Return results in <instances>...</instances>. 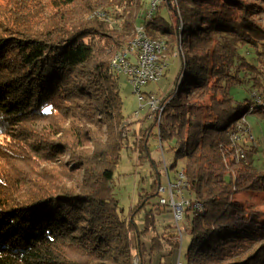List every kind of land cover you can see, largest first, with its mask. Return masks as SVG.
Returning a JSON list of instances; mask_svg holds the SVG:
<instances>
[{"label":"trees","instance_id":"trees-1","mask_svg":"<svg viewBox=\"0 0 264 264\" xmlns=\"http://www.w3.org/2000/svg\"><path fill=\"white\" fill-rule=\"evenodd\" d=\"M149 2L49 0L42 28L33 29L3 5L26 9L23 3L0 0L9 24L0 25L9 32L0 34V132L7 136L0 143V264H171L176 255L179 264H264V211L233 198L264 190V172L237 159L246 151L239 122L264 114V26L254 17L264 0ZM135 24L180 55L174 87L160 98V123L152 122L160 146L173 152L169 167L183 160V188L192 197L182 213L184 251L176 224L161 215L171 208L148 200L161 196L157 177L127 216L112 190L127 124L109 55L131 40ZM221 33L235 52L217 40ZM12 47L15 63L5 66ZM238 84L255 87L259 99L235 97ZM67 154L68 164L53 166ZM40 159L46 174L33 170Z\"/></svg>","mask_w":264,"mask_h":264},{"label":"rangeland","instance_id":"rangeland-1","mask_svg":"<svg viewBox=\"0 0 264 264\" xmlns=\"http://www.w3.org/2000/svg\"><path fill=\"white\" fill-rule=\"evenodd\" d=\"M4 1V0H3ZM23 3L27 8L26 9H16L15 4H3L6 6L7 11L11 17H15L14 19L17 21H21L28 26L34 28H42L45 18L47 17L46 13L49 10V0H19ZM251 1V0H247ZM150 5L152 0H150ZM166 20H169V14L165 9H162L161 14ZM255 20H257L260 24L264 26V9L262 8L255 14ZM0 25L2 27H7L9 24L5 19L0 18ZM8 31L1 30L0 34L4 37L8 36ZM164 38V37H161ZM166 39V38H165ZM217 40H219L222 44L226 46L230 50V52H235L236 44L234 40L230 39V35L227 34H218ZM179 49L181 50V55L183 53L182 47L179 44ZM169 51V50H168ZM241 52V50H240ZM114 52H110L109 58H112ZM180 53V51H179ZM249 57L250 53H246ZM4 56L7 57L5 60V66H8L12 62L15 63L16 58L14 57V49L12 47L11 50H6ZM169 60L167 63V67L163 77L159 79V81L149 82L148 84L141 87V91L144 95L153 94L158 98H163L173 87L175 83V78L178 75V71L180 69V55L170 54L168 52ZM18 66L15 65L11 70V74H19ZM118 73V82L120 83V96L123 99V123L127 124V127L124 130V143L121 148V157L119 162L115 165L116 167L113 170V178H112V190L115 197L118 199L119 208H122L124 211V215H128L131 211L132 207L136 205L141 195H144L146 192L151 193V186L153 183V178L157 177L159 186L167 187L168 181L176 180V176L178 172L181 170L183 165V160L177 161V166L175 168H170L171 162L173 160V152L168 150L166 145L162 147L159 145V136H157L158 127L153 126V118L148 115L147 106L143 109H139L137 95H135L133 87L130 82L127 80L126 75L123 72ZM194 89H192V92ZM234 96L242 98L250 97L253 101L259 99L256 95L257 90L255 87L249 85L238 84L233 89ZM60 93H63L62 90ZM62 106H69V103L64 101V99L59 100ZM137 112V113H136ZM44 122H38V125H42ZM15 130V128H13ZM100 133L99 128L95 129ZM148 130L149 132H146ZM148 133L145 138L144 134ZM237 135L241 137V140L244 141L243 147H245L246 151L239 150L237 159H242L246 161L250 166L254 169L264 172V114L260 111L258 112H249V114L245 115L242 120L239 122V130L237 131ZM144 138V139H143ZM7 141V136L0 132V143H4ZM144 146V149L142 147ZM68 154L57 157L54 161L53 166L55 165L59 168L60 160L64 161V163L68 164L66 161L68 160ZM36 164L34 166L35 171L37 173L43 172L47 173V165L46 161L34 160ZM169 167L166 171V167ZM53 169V168H51ZM70 183V182H69ZM179 196L175 197V200H179L177 198L183 196L185 199L192 198L191 195L183 188H179ZM161 196H150L148 200L151 203H154L160 197L168 199L170 197V193L168 191L161 192ZM233 198L238 203H244L248 206L255 207L264 211V190H238L234 193ZM181 200V199H180ZM147 205V204H146ZM145 205V206H146ZM165 208L169 209L171 206H166ZM143 210V209H142ZM169 224L175 223L173 219V214L169 212H164L161 214ZM161 216V217H162ZM135 220L141 225V218H135ZM184 225L188 227V223L183 221L181 223V227L184 228ZM161 231L162 228L159 227ZM176 231V229H174ZM177 232V231H176ZM183 238L178 239L182 240V250H185V246L189 240V233L186 231L182 232ZM264 240V238H263ZM179 242V243H180ZM164 250H167V244L163 242ZM254 247V246H253ZM252 245H249L246 248H243V252H248L253 249ZM77 254V253H72ZM78 255V254H77ZM177 255L172 257L171 264H179L177 262ZM136 263V262H135Z\"/></svg>","mask_w":264,"mask_h":264},{"label":"built area","instance_id":"built-area-1","mask_svg":"<svg viewBox=\"0 0 264 264\" xmlns=\"http://www.w3.org/2000/svg\"><path fill=\"white\" fill-rule=\"evenodd\" d=\"M157 1L152 0V8ZM148 15H151V11ZM166 48L167 42L165 38H151L146 35L144 24H135L131 40L116 50L109 62L110 66L117 72H123L126 75L127 80L133 87L135 95H137L139 109L147 106L148 115L155 118L157 125L160 123V116L164 109V104L161 105L160 98L153 94L144 95L141 87L149 82L159 81L163 77L169 60V56L165 52ZM177 176L179 177L178 179L168 181L167 187L159 186L158 191L160 193L165 191L170 193L168 199L160 197L159 201L161 204L167 203L168 206H171L179 238L182 239V232L184 231V228L181 227L183 221L182 213L184 206L188 204L189 200L183 196L177 198L179 200H175L174 196H179V188L185 184L181 171L178 172Z\"/></svg>","mask_w":264,"mask_h":264},{"label":"snow or ice","instance_id":"snow-or-ice-1","mask_svg":"<svg viewBox=\"0 0 264 264\" xmlns=\"http://www.w3.org/2000/svg\"><path fill=\"white\" fill-rule=\"evenodd\" d=\"M47 110V109H46Z\"/></svg>","mask_w":264,"mask_h":264}]
</instances>
